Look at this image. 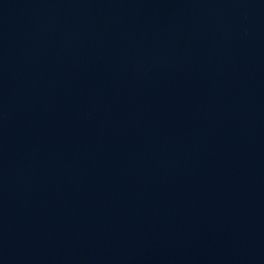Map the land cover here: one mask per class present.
<instances>
[{
  "label": "water",
  "instance_id": "1",
  "mask_svg": "<svg viewBox=\"0 0 264 264\" xmlns=\"http://www.w3.org/2000/svg\"><path fill=\"white\" fill-rule=\"evenodd\" d=\"M0 264H264V0H0Z\"/></svg>",
  "mask_w": 264,
  "mask_h": 264
}]
</instances>
